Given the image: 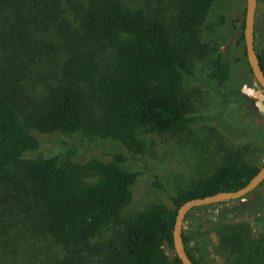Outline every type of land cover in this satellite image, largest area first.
<instances>
[{
    "label": "trees",
    "instance_id": "obj_1",
    "mask_svg": "<svg viewBox=\"0 0 264 264\" xmlns=\"http://www.w3.org/2000/svg\"><path fill=\"white\" fill-rule=\"evenodd\" d=\"M215 2L162 0L159 11L149 12L125 0H0V264H32L28 238L17 234L5 208L17 199L31 213L26 220L32 233L42 231L63 248L88 247L103 231L119 228L105 264H183L173 241L179 206L242 188L257 174L261 166L231 147L209 175L171 196L173 206L156 203L127 220L122 211L141 172L124 168L123 154L86 163L61 154L34 156L41 140L29 127L43 133L86 130L134 151L146 146L149 132L180 136L195 121L185 78L215 49L203 81L221 92L225 104L242 103L245 111L241 87L234 91L230 82L232 54L212 43ZM235 36L244 42V21ZM257 49L264 70V49ZM53 55L61 61L59 83L24 112L23 90L13 77L33 59L51 63ZM243 57L247 60L245 46ZM239 200L199 208L229 204L210 216L224 227L215 232L234 256L230 264H264V242L249 223L264 217V181ZM183 238L193 262L205 264L185 230Z\"/></svg>",
    "mask_w": 264,
    "mask_h": 264
},
{
    "label": "rangeland",
    "instance_id": "obj_2",
    "mask_svg": "<svg viewBox=\"0 0 264 264\" xmlns=\"http://www.w3.org/2000/svg\"><path fill=\"white\" fill-rule=\"evenodd\" d=\"M125 1H131L149 12H157L162 0ZM245 8L246 0H217L210 16V24L216 30V35L211 37H215L212 43L216 48L232 54L230 82L234 91L241 87L245 111L242 112V103L225 104L221 92L214 85L203 81L217 51L215 49L212 56L197 63L194 76L185 78L184 87L190 94L195 121L180 136H159L149 132L145 136L146 146L142 150L134 151L127 149L116 139L92 135L86 130L76 133H43L29 127L41 140V148L34 156L61 154L64 158L86 163L93 157L110 160L114 153L123 154L126 158L123 167L141 172L133 185L131 201L122 211L123 218L127 220L156 203L173 206L171 196L209 175L224 161L225 153L231 147L242 153L246 161L262 166L264 93L260 86L255 85L250 66L243 57L244 42L235 36L237 28L244 21ZM255 46L257 50L264 49V0H259L257 6ZM106 51L105 57L109 55L110 49ZM60 63L61 61L55 62L53 55L51 63L37 58L31 64L18 69L19 75L13 77L12 82L22 87L19 103L24 112L34 110L38 103L45 100L49 89L59 83L57 71ZM259 102L263 104L260 105ZM21 115L22 120L28 123L26 115ZM91 179L92 175L86 178L87 181ZM244 200H239L238 203ZM7 205L9 207L5 208L14 216L17 234H25L28 238V254L32 264H105L109 245L119 238V228H112L103 231L88 247L63 248L53 243L42 231L32 233V224L26 220V214L31 213L23 210L22 201L17 199ZM226 205L197 207L184 222L183 230L188 234L190 242L197 246L205 264H230L234 258L224 247L226 239L220 238L215 232L221 230L222 225L214 222L216 219L210 216ZM2 209L3 206H0V217ZM261 214L264 215V211ZM249 223L257 239L264 242V217L250 219ZM208 231L210 233L207 238Z\"/></svg>",
    "mask_w": 264,
    "mask_h": 264
},
{
    "label": "water",
    "instance_id": "obj_3",
    "mask_svg": "<svg viewBox=\"0 0 264 264\" xmlns=\"http://www.w3.org/2000/svg\"><path fill=\"white\" fill-rule=\"evenodd\" d=\"M258 2L259 0H246L244 14V46L246 49L247 60L255 79V85L260 86L264 93V70L255 46V21ZM259 103L260 105L263 104L262 102ZM262 110H264L263 105ZM263 181L264 164L260 167L257 174L254 175L242 188L233 191H220L205 197L192 198L179 206L173 230V241L175 253L181 259L183 264H195L189 257L184 245L183 229L187 215L197 207L229 200H244L246 195L255 190Z\"/></svg>",
    "mask_w": 264,
    "mask_h": 264
}]
</instances>
